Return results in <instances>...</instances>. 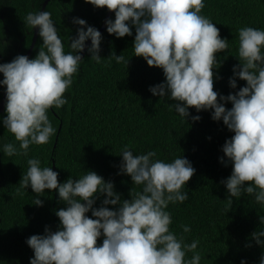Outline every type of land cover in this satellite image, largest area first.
<instances>
[{
    "label": "clouds",
    "instance_id": "clouds-1",
    "mask_svg": "<svg viewBox=\"0 0 264 264\" xmlns=\"http://www.w3.org/2000/svg\"><path fill=\"white\" fill-rule=\"evenodd\" d=\"M84 2L114 12V19L104 22L110 35L132 36L130 26H134L131 56L142 57L148 66L162 69L164 80L150 85L148 91L174 101L169 104L170 111L185 121L190 106L197 112L211 109V119L222 121L234 133L225 139L221 146L224 156L218 158L232 167L230 175L220 181L227 192L226 208L232 205V198L244 194L264 207V29L244 26L236 30L235 57L239 62L232 66L228 85L236 89L237 78L246 83L225 96L213 90V69L218 66L215 54L228 51L229 40L220 36L210 18L200 14L204 0ZM23 23L28 29L37 28L43 43L34 58L18 54L10 62L0 63L6 112L0 119L15 141L4 143L0 151L8 157L27 158L30 145L46 144L56 133L48 111L68 103L64 94L78 74L83 59L80 52L87 48L91 60L107 67L112 61L127 67L129 57L110 53L108 60H102L101 32L79 17L71 20L78 27L68 51L51 12L29 11ZM88 40L90 45L86 46ZM225 102L231 107L226 108ZM190 119L195 122L201 117L193 115ZM118 155L121 159L116 175L129 176L138 188L129 190V199H122L114 183L95 171L85 169L75 179L70 175L58 182L57 171L42 167L39 158H27L28 167L17 193L30 187L36 194L32 204L43 206L39 196L45 189L56 190L59 201L65 204L55 211L57 230L46 225L43 234L26 238L33 252L29 264H200L201 254L196 251L199 241L186 243L183 235L170 230L172 216L166 210L169 204L188 200V192L182 189L195 173L191 162L181 155L165 161L157 158L155 151L137 154L127 144ZM98 199L99 207H93ZM89 212L91 218L86 215ZM258 220L264 225V215ZM181 228L183 233L191 232L189 225ZM100 237L102 243L98 245ZM262 238L264 227L251 233V240L264 249ZM187 253H192L191 258H186ZM240 264H247L246 259L242 258ZM259 264H264V252Z\"/></svg>",
    "mask_w": 264,
    "mask_h": 264
},
{
    "label": "trees",
    "instance_id": "trees-1",
    "mask_svg": "<svg viewBox=\"0 0 264 264\" xmlns=\"http://www.w3.org/2000/svg\"><path fill=\"white\" fill-rule=\"evenodd\" d=\"M43 1L0 0V63L25 54L33 28H26L24 18L29 11H40ZM204 4L200 14L210 18L220 36L229 40L228 51L215 54L218 66L213 69V90L227 96L246 83L237 78L236 89L228 85L232 66L239 62L235 57L236 30L244 26L264 29V0H204ZM45 10L52 13L65 51L69 50L70 38L76 35L78 27L71 23L73 17L82 18L99 30L109 11L84 0H48ZM108 18L114 19V12L110 11ZM130 27L132 36L117 38L108 34L104 26L99 53L102 60H108L110 53L129 57L127 67L115 61L110 67L96 64L86 49L78 74L64 94L68 103L48 111L56 133L46 144L30 145L27 158H39L42 167L57 171L58 182L70 175L75 179L85 169L95 171L105 181L114 183L122 199H129V190L137 186L129 176L116 175L121 159L118 153L123 145H129L137 154L155 151L157 158L165 161L180 155L186 157L195 173L182 189L188 192V200L169 204L166 209L172 216L170 230L177 236L183 235L186 243L199 241L196 251L201 254L200 264H240L242 258L247 264H259L264 249L251 240V233L264 227L258 220L259 215H264V207L244 194L232 198V205L226 208L227 192L220 183L232 170L230 163L225 166L219 162L218 158L224 156L221 146L234 133L222 121L211 119V109L197 112L190 106V116L199 115L201 119L194 122L189 116L183 121L174 110H169V104L174 101L148 91L150 85L164 80L163 71L148 66L142 57L131 56L135 28ZM42 43L37 34L29 58L35 57ZM4 89L0 85V98ZM225 107L230 108L231 103L225 102ZM4 116L3 109L0 118ZM7 142H15L14 137L0 119V146ZM27 158L8 157L0 151V264H29L33 252L25 243L26 238L43 234L46 225L52 231L57 230L59 219L55 211L65 207L56 190L45 189L39 196L43 206L32 204L36 194L30 187L17 193L19 180L28 167ZM99 205L98 199L93 207ZM86 215L91 218V212ZM181 225H189L191 232L183 233ZM100 243L102 237L97 239V244ZM248 243L252 246L245 247ZM191 255L187 253L186 258Z\"/></svg>",
    "mask_w": 264,
    "mask_h": 264
},
{
    "label": "water",
    "instance_id": "water-1",
    "mask_svg": "<svg viewBox=\"0 0 264 264\" xmlns=\"http://www.w3.org/2000/svg\"><path fill=\"white\" fill-rule=\"evenodd\" d=\"M47 1H48V0H44V1H43V3H42V7H41L40 11H43V10H44V7H45ZM109 13H110V11L107 12V14H106V16H105V18H104V20H103V22H102V26H101V28L99 29L100 32H101V30L103 29V27L105 26V23H104V22H105V20L107 19ZM36 37H37V28L34 27V28H33V35H32V39H31V43H30V45H29V47H28V49H27V51L25 52L24 55H26V56L29 57V55L31 54V51H32V49H33V46H34V44H35ZM85 44H86V46H88V45L90 44V40L86 41ZM86 49H87V48H85V50H86ZM85 50H84L83 52H80L79 54H80L81 56H83L84 53H85ZM4 107H5V91H3V94H2V96H1V98H0V112L4 109Z\"/></svg>",
    "mask_w": 264,
    "mask_h": 264
}]
</instances>
